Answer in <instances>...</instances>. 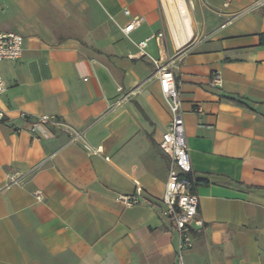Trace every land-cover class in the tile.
I'll list each match as a JSON object with an SVG mask.
<instances>
[{
	"label": "crops",
	"instance_id": "1",
	"mask_svg": "<svg viewBox=\"0 0 264 264\" xmlns=\"http://www.w3.org/2000/svg\"><path fill=\"white\" fill-rule=\"evenodd\" d=\"M185 3L194 34L178 46L162 0H0V31L25 41L19 59L0 61V264L177 263L161 202L171 115L160 58L174 65L204 223L185 263L264 264V0ZM135 16L144 21L126 34ZM22 112L56 115L68 130L35 136ZM138 188L144 202L117 201Z\"/></svg>",
	"mask_w": 264,
	"mask_h": 264
},
{
	"label": "built area",
	"instance_id": "2",
	"mask_svg": "<svg viewBox=\"0 0 264 264\" xmlns=\"http://www.w3.org/2000/svg\"><path fill=\"white\" fill-rule=\"evenodd\" d=\"M235 1L222 0L225 8H228ZM125 13L130 14V11L125 10ZM143 21V17L135 16L122 30L128 34L134 28L140 26ZM155 40L159 47H164L163 32H159L155 36ZM24 43V37L21 34L0 31V61L19 59L24 52ZM139 45L143 48L147 45V41H142ZM153 62L156 66L162 94L171 115L167 130L163 133L159 142L160 148L170 159L166 190L161 202L165 205L164 214L173 218L179 235L176 264H186L184 261L185 255L193 247L192 230L196 227H203L204 223L199 217V196L194 191L193 169L184 128L183 101L176 82L174 65L172 61L165 63L161 58L154 59ZM223 85L222 74L219 71H214L210 77V86L221 89ZM5 91L6 84L0 71V96ZM195 110L202 113L200 106ZM4 118L5 114L0 110V120ZM21 118L24 121L22 128L27 129L35 136H39L41 133L50 136V128L68 130L65 123L56 115H41L32 118L27 113L22 112ZM71 134L72 141H77L82 137L80 132H71ZM11 179V184L17 183V180ZM34 195L38 202L44 200L42 190H36ZM117 201L125 206H132L144 202L145 199L142 196V189L138 188L136 194L119 195Z\"/></svg>",
	"mask_w": 264,
	"mask_h": 264
},
{
	"label": "bare ground",
	"instance_id": "3",
	"mask_svg": "<svg viewBox=\"0 0 264 264\" xmlns=\"http://www.w3.org/2000/svg\"><path fill=\"white\" fill-rule=\"evenodd\" d=\"M162 3L176 43L182 46L193 33L192 18L185 0H162Z\"/></svg>",
	"mask_w": 264,
	"mask_h": 264
},
{
	"label": "trees",
	"instance_id": "4",
	"mask_svg": "<svg viewBox=\"0 0 264 264\" xmlns=\"http://www.w3.org/2000/svg\"><path fill=\"white\" fill-rule=\"evenodd\" d=\"M260 43H261L262 45H264V33L260 34ZM231 100H233V101H235V102H237V103H241V104H245V105H248V106H249L248 102L242 100L241 98L231 97Z\"/></svg>",
	"mask_w": 264,
	"mask_h": 264
},
{
	"label": "rangeland",
	"instance_id": "5",
	"mask_svg": "<svg viewBox=\"0 0 264 264\" xmlns=\"http://www.w3.org/2000/svg\"><path fill=\"white\" fill-rule=\"evenodd\" d=\"M163 12H164V16H165V18H167V16H166V14H165V10H164V8H163ZM166 29H167V33L168 34H170V36H171V31H170V29H169V22H168V20L166 19ZM187 44V43H186ZM186 44H184L183 46H185ZM164 46H166V42H165V44H164Z\"/></svg>",
	"mask_w": 264,
	"mask_h": 264
}]
</instances>
